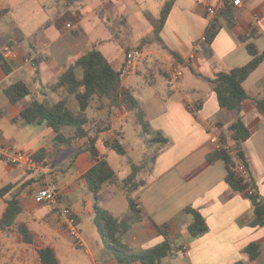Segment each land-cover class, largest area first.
<instances>
[{
    "label": "crops",
    "instance_id": "crops-1",
    "mask_svg": "<svg viewBox=\"0 0 264 264\" xmlns=\"http://www.w3.org/2000/svg\"><path fill=\"white\" fill-rule=\"evenodd\" d=\"M24 1L0 0V23L19 5L25 4ZM32 1L37 8L35 15L47 14L40 28L27 34L14 26L15 32H6L0 49L1 53L9 44L17 52L16 58L8 60L10 72L6 73L0 64L1 141L33 154L42 164L39 170L27 171L0 160L6 163L0 165V178L8 180L5 185L15 183L16 188L22 182L27 183L21 195L22 207L32 212L47 207L37 203L34 195L41 186L50 185L59 192L61 203L77 215L85 241L82 248L92 261L128 264L119 262L105 247L95 223L94 194L85 173L96 160L84 150L87 139L58 143L55 141L57 132L47 122L28 123L21 111L34 99L54 103L65 98L68 108L78 112L80 102L76 94L64 87H53L67 67L96 48L115 69L122 70L126 53L137 49L141 55L134 70L121 75L122 86L138 101L152 130L168 137L170 143L162 145L155 141L148 145L136 111L111 106L106 97H95L86 110L85 127L95 138L99 157L107 159L115 171L99 193L100 205L115 217L122 219L117 211L122 197L126 199L123 203L129 206L125 179L133 169L131 160L139 166L136 179L141 184L132 197L143 218L139 221L131 212L129 227L119 232L118 238L128 252H140L162 242L164 236L158 226L167 225L170 237L180 249L164 258L163 264H264V224H254L257 215L251 200L227 182L225 162L210 159L216 150L211 138L232 146L230 126L237 116L219 104L216 92L205 79L214 72L247 64L253 58L249 44L263 55L243 83L249 97L238 116L250 130L243 150L252 184L255 192L264 198V113L257 107V100L264 98V0H242L239 7L223 0H176L160 32V40L149 38L154 34L152 24L144 34L130 29L132 34L122 37L114 31V17L126 19L134 12L146 16V12L151 13V4L156 2L162 10L168 0ZM209 5L217 6L216 14L207 11ZM230 7L232 12H227ZM67 9L80 10L82 17L77 23H71L72 27L67 26V21L59 28L55 20ZM10 22L17 26L15 18ZM118 32H122L121 28ZM203 36H207V41H202ZM26 58H32L36 65ZM176 68H182L184 74L172 83ZM75 71L81 78L83 69L78 66ZM18 81L24 82L30 93L12 103L5 88ZM39 126L46 135L32 133L20 140L24 131H36ZM61 132L66 137L73 136L75 127L64 126ZM116 138L126 150L129 170L125 173L122 168L113 166L109 155V151L114 150L110 143ZM154 150L157 155L153 158ZM58 153L67 155L56 157ZM61 162L67 164L64 171L58 167ZM189 206L200 211L208 223L209 229L202 236L195 237L189 230L194 220L193 215L186 212ZM48 207L51 209L49 221L58 220L62 224L58 209ZM50 227L47 228L50 233L60 236L44 246L54 248L61 264L60 254L66 252L70 240L66 239L65 232ZM252 243L260 248L259 256L254 259L247 251Z\"/></svg>",
    "mask_w": 264,
    "mask_h": 264
},
{
    "label": "trees",
    "instance_id": "trees-1",
    "mask_svg": "<svg viewBox=\"0 0 264 264\" xmlns=\"http://www.w3.org/2000/svg\"><path fill=\"white\" fill-rule=\"evenodd\" d=\"M176 0H168L161 10L159 18L153 17L149 12H146V17L154 27V37L160 40V32L164 23L172 9ZM232 8H228L227 12H232ZM226 12V11H225ZM233 15V14H232ZM82 14L80 10L72 11L65 10L55 20L57 27H62L67 21L77 23L80 21ZM231 20V17H230ZM213 33L210 34V38ZM249 50L253 58L244 66L233 68L228 71L214 72L213 76H206L205 79L209 82L218 96L219 104L233 111L237 119L231 124L232 131L230 139L234 142L230 146L231 150L236 154V158L245 163L248 167L243 143L250 136V130L246 126L241 116H238L242 110L243 102L249 97L244 88V81L248 75L257 67L262 54H259L253 44H249ZM0 64L6 73L10 72V65L2 53H0ZM80 66L83 69V75L78 78L75 69ZM59 77L54 88L64 87L68 92L75 93L79 102L80 110L74 112L67 106L65 98L58 102H42L37 99L31 101L21 111L22 118L28 122H47L48 126L57 132L55 141L61 144L70 143L74 139L85 138L86 145L84 150H87L90 155L96 160V163L85 173V178L90 190L94 194V210L95 223L98 232L102 238L105 247L110 250L121 263H136L142 264H163L162 261L168 256H172L178 250L176 241L170 237L167 231V225L158 226L164 240L154 247L140 252H128L117 246L118 233L128 229V222L125 219H120L113 216L100 205V190L102 185L114 177L115 171L109 164L108 160L99 157V150L95 145V138L89 135L85 125L88 122L86 110L92 103L95 97H106L111 106L135 110L137 121L142 127V133L146 138L148 145L152 142H160L162 145L170 143V139L164 136L161 132H154L145 119L143 110L137 100L133 97L130 90L122 86L121 71L115 69L107 57L98 49L94 48L87 51L85 54L76 59ZM5 93L12 103H17L26 97L30 90L28 86L22 82H14L5 88ZM257 107L260 112L264 113V98L257 100ZM75 127L73 136L66 137L61 132L62 127ZM227 141V139H226ZM109 143V142H107ZM110 146L120 154H126L123 144L117 138L110 143ZM152 157L157 155V151L152 152ZM211 160L222 159L227 167L228 174L226 177L230 186L236 190L243 192L252 202L255 207L256 219L254 224H264V198L260 197L255 191L250 194L248 191L254 187L252 183L240 176L237 171V161L227 149L215 150L210 156ZM132 172L125 179L126 195L129 200V208L135 215V219L142 220L141 210L137 208L136 201L132 197V193L141 184L137 181V172L139 166L131 160ZM16 186L15 183H9L0 188V196H5ZM23 207L14 194L6 202V207L0 217V229H14L13 225L16 218L22 213ZM186 212L191 213L194 217L193 222L189 225L190 232L199 237L205 234L209 227L205 217L196 208L189 206ZM18 231L23 236L24 242L33 243L34 235L29 226L25 223H20L17 227ZM180 249V248H179ZM251 259L259 256L260 248L257 244L252 243L247 247ZM40 264H59L58 256L51 246H44L38 249Z\"/></svg>",
    "mask_w": 264,
    "mask_h": 264
},
{
    "label": "rangeland",
    "instance_id": "rangeland-1",
    "mask_svg": "<svg viewBox=\"0 0 264 264\" xmlns=\"http://www.w3.org/2000/svg\"><path fill=\"white\" fill-rule=\"evenodd\" d=\"M24 2L25 4L19 5L15 9V11L10 14L11 17L7 16L4 18V23L3 20L1 21L0 49L5 42L3 39H5L4 36L6 32H8L9 30L11 32H15L13 30L14 26L18 27L20 30H24V33L31 34L32 32H35V30H38L40 28V25L42 24V19L47 16V14H34L35 12H37V8H34L35 5L32 0H25ZM32 5L33 7H31ZM151 5V13L153 14V17L159 18L161 15V7L158 6V4L156 5V2ZM12 18H15L17 20V26L13 25L12 22H10ZM114 19V31H116V33L122 37H125V34L127 36L130 33L132 34V32L128 31L130 29L136 30L134 31L135 33L139 32L141 34H144L145 31L148 30V28L150 29L152 26L146 16H143L137 12L132 13V15H130L126 19H122L121 17L117 16L114 17ZM145 26L147 27L145 28ZM119 28H121L122 30L121 33L118 32ZM28 36L30 35H27V37ZM149 38H152L151 40L156 39L154 38V34ZM136 97H138L139 99V96ZM41 128L42 127L39 126L37 127L36 131H32L31 129L24 131L23 135L20 136V140L26 138L32 133L38 134L37 136L46 135L47 132L45 130H42ZM16 148L20 149L19 147ZM66 155L67 154L64 153H58L56 157L62 156V158H64V156ZM109 155L114 167L118 166L120 169L122 168L124 173L126 172V170H129V166L126 163L127 156L125 154H120L114 150H111L109 151ZM6 163L0 161V165H6ZM66 166L67 164L63 162L58 164V167H60L62 171L66 169ZM7 181V178H0V188L5 186L4 183H6ZM26 184L27 183L23 185L22 182L21 184H19V186L13 188L5 196H0V217L6 207L7 200L11 198L14 194L17 196L19 201L23 203L24 199L21 195L24 191ZM118 202L120 205L121 202ZM123 202H126L125 197H122V205L118 206L117 211H119L122 219H125L128 222L129 217L131 216V211L127 203ZM48 206L50 205H47V207L44 206L43 208H37L35 212H32V209H26L24 207L22 213L15 220V223L13 225L14 229H7L5 231L0 229V264H40L38 249L44 246L45 244H48L50 241H52L59 235L56 233H50L47 229L51 228L50 226H52V228L54 227V229H58L60 232H65V235H67L66 239L70 240V244H68L66 247V252L60 254L61 264H95L92 261L91 257L85 253V249L78 246L75 241H72L71 236L66 232L65 227L58 220H54L53 222L49 221L48 216H50L51 214V209ZM20 223L30 225V229L34 235L33 243L24 242L23 236L17 229ZM85 225L88 226V222H86ZM116 244L118 247L126 250V247L124 246L120 238H118ZM96 264H101V261L98 259Z\"/></svg>",
    "mask_w": 264,
    "mask_h": 264
},
{
    "label": "built area",
    "instance_id": "built-area-1",
    "mask_svg": "<svg viewBox=\"0 0 264 264\" xmlns=\"http://www.w3.org/2000/svg\"><path fill=\"white\" fill-rule=\"evenodd\" d=\"M223 1L233 5L234 7L242 6V0ZM207 11L210 14H216L217 6L209 5L207 7ZM67 26L72 27V24L68 22ZM202 41H207V36H203ZM1 53L6 60L17 57V52L9 44L4 46ZM140 55L141 52L137 49H131L126 53V61L124 68L121 71V75L134 70ZM26 61L31 62L33 66L36 65V62L32 58H26ZM183 74L184 72L182 68L174 69L172 73V83H176L183 76ZM2 135V131L0 130V159H3L13 166L22 167L27 171H36L42 167V164L36 159L33 154L17 149L12 144L3 143L1 141ZM211 142L215 145L216 150L227 149L237 161V171L239 175L244 177L246 181L252 183L249 168L243 161L236 158V154L234 153V151L231 150L229 146H226L224 143H222V141L218 138H211ZM254 191V187H251L248 192L252 194ZM34 197L37 203L46 204L57 208L59 218L63 226L65 227L66 232L74 239L78 246L83 247L85 245V241L79 227V220L77 215L69 206L63 205L61 203L60 195L57 190L52 188L50 185L45 184L37 189Z\"/></svg>",
    "mask_w": 264,
    "mask_h": 264
}]
</instances>
